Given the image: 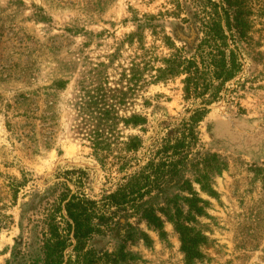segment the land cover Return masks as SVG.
I'll list each match as a JSON object with an SVG mask.
<instances>
[{"label":"rangeland","instance_id":"374dc122","mask_svg":"<svg viewBox=\"0 0 264 264\" xmlns=\"http://www.w3.org/2000/svg\"><path fill=\"white\" fill-rule=\"evenodd\" d=\"M242 3L247 37L228 42L241 70L206 106L186 98L184 76L158 70L176 54L207 59L208 0H0V264H45L54 225L71 238L65 264L75 261L67 195L110 218L85 244L110 256L98 264H115L122 249L118 264H264V0ZM202 108L176 178L136 207L101 203ZM184 183L207 203L189 222L205 238L191 263L161 213L177 200L188 215ZM148 208L164 237L142 220Z\"/></svg>","mask_w":264,"mask_h":264},{"label":"trees","instance_id":"16d2710c","mask_svg":"<svg viewBox=\"0 0 264 264\" xmlns=\"http://www.w3.org/2000/svg\"><path fill=\"white\" fill-rule=\"evenodd\" d=\"M243 0H223L222 4H215L208 0L212 6L209 30L206 37L209 39L206 43L212 42L211 51L199 63L195 58L185 60L178 54L168 60H164L165 67L158 70L160 79L164 76L180 77L184 76V93L187 99L201 98L204 105H211L217 99L223 86L233 80L241 70V64L238 62L237 48L232 49L229 41L235 44L236 39H245L248 34V23L245 13ZM213 90V91H212ZM207 114V109L196 111L189 119L188 123L183 124L182 129H172L168 132L164 146L157 152L155 159L150 161L137 174L130 175L125 179V183L113 194L103 198L102 204L114 209H123L128 206L136 207L137 201L142 200L146 194L151 191L159 190L162 184H166L169 179H174L180 174V166L184 164L187 154L186 151L196 141L194 126L200 124ZM145 121V120H144ZM168 126L170 124H167ZM137 147L132 144L131 148ZM139 147V145H138ZM137 147V148H138ZM203 191L208 189L202 184V180H197ZM185 191L191 198H185L189 212L184 216L182 208L177 200L168 204L167 208L161 210V213L171 222L176 233L180 237L181 251L185 256L186 262L191 263L203 257L200 246L205 238L197 234L189 226V222L195 219V216H201L204 208L199 204L206 205L191 188L190 183H184ZM64 200L66 204L64 210L65 221L69 234L73 235L76 243L74 252L77 254L75 261H68V264H98L106 262L110 256L96 257L94 254L85 252V244L92 236L99 234L102 226L107 227L110 218L100 215L97 212L99 203L87 201L76 195H67ZM63 201V200H62ZM98 215V216H97ZM194 215V217H193ZM98 217V223L95 219ZM142 220L146 222L149 228L159 232L161 237L165 236L164 222L157 215L153 208L142 211ZM52 236L44 244L45 264H65V252L72 246L71 238L63 237L59 228L54 225L51 227ZM144 241L149 243V238L142 235ZM132 238V234L128 239ZM126 255L123 249L115 258V264L119 261H125Z\"/></svg>","mask_w":264,"mask_h":264}]
</instances>
